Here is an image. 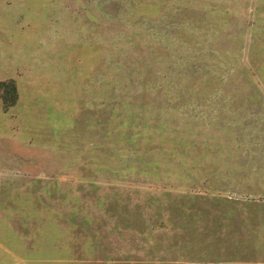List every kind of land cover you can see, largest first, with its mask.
Instances as JSON below:
<instances>
[{
    "label": "rangeland",
    "instance_id": "374dc122",
    "mask_svg": "<svg viewBox=\"0 0 264 264\" xmlns=\"http://www.w3.org/2000/svg\"><path fill=\"white\" fill-rule=\"evenodd\" d=\"M10 79L0 264H264V0H0Z\"/></svg>",
    "mask_w": 264,
    "mask_h": 264
},
{
    "label": "trees",
    "instance_id": "16d2710c",
    "mask_svg": "<svg viewBox=\"0 0 264 264\" xmlns=\"http://www.w3.org/2000/svg\"><path fill=\"white\" fill-rule=\"evenodd\" d=\"M9 89L11 91V94L9 97H7V93L9 92ZM0 96L4 103V105L8 106L15 102L17 97L16 87L14 85L13 80H5L0 81Z\"/></svg>",
    "mask_w": 264,
    "mask_h": 264
}]
</instances>
